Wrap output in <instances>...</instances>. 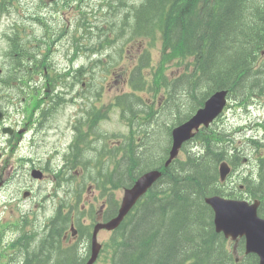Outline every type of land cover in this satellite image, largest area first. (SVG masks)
<instances>
[{"label": "flooded vegetation", "instance_id": "obj_1", "mask_svg": "<svg viewBox=\"0 0 264 264\" xmlns=\"http://www.w3.org/2000/svg\"><path fill=\"white\" fill-rule=\"evenodd\" d=\"M92 2L96 7L93 10L96 15L87 21V26H83L81 22L84 16L91 13L84 5L88 6ZM126 3L133 5L131 0H126ZM43 5L52 7L62 18H68L64 27L63 19H56L57 28L54 30L45 24L43 17L37 14ZM116 13L118 17H115ZM130 24L131 13L121 8L118 0H0V87L22 84L45 87L51 92L49 96H27L29 113L32 114L29 127L19 128L14 120L3 119V115L0 117V178L3 173L8 174L18 163L19 156L26 151L31 155L32 163H50L53 160L59 168L66 169L78 167L82 162L92 166L83 153V149H90L94 151L96 168L103 167L101 163L104 159L115 162L111 170H115L119 176H127L130 169L134 170L147 162H150L152 168L162 167L161 141L158 142V148L157 143L154 148L152 139L162 131L163 116L169 117L172 114L178 87L171 82L153 89L148 81L137 79L135 72L140 71L145 64L146 49L143 46L145 44L139 41L142 35L126 31ZM28 25L32 28L38 25L44 32L52 30L60 34L61 39L67 40L65 46L55 52L61 66L51 61L52 50L47 49V53L38 59L34 53H41V49H34V53H30L24 47V43H29L23 37ZM116 36L121 40L118 45L121 52L115 51ZM35 40L32 38V41ZM45 43L44 40L40 41V44ZM20 49L26 51V59L38 70L31 76H8L5 63ZM115 75L121 80H115ZM18 107L19 102L15 96L0 101V110H18ZM115 116L121 118L119 123L125 133L114 137L115 134L97 131L100 123L109 122ZM122 138L123 142L117 141L116 149L107 155L99 154L96 147L84 146L87 143H106ZM20 148H25L21 154ZM137 161L140 162L136 165ZM259 168L256 164L254 178L258 183L254 185L263 184L257 187L256 198L249 200L250 203L258 202V214L264 217V197L260 193L264 190V176H261ZM63 172L55 170L53 173L57 177ZM252 172L253 167L247 170L248 174ZM131 173L130 170L128 179ZM103 179L100 177L97 180ZM134 180L120 188L130 187ZM109 181H114V177L108 178V184ZM157 186H162L160 179L146 194ZM113 212L114 204L105 202L99 210V218L108 219ZM92 221L93 218L89 224ZM13 227L0 221V264H28L35 248L38 253L45 248L42 244L33 246L34 238L50 241L55 234L50 227L42 231ZM75 231L77 237L78 232ZM85 233L89 234L88 229H85Z\"/></svg>", "mask_w": 264, "mask_h": 264}, {"label": "trees", "instance_id": "obj_2", "mask_svg": "<svg viewBox=\"0 0 264 264\" xmlns=\"http://www.w3.org/2000/svg\"><path fill=\"white\" fill-rule=\"evenodd\" d=\"M136 18L145 20L144 25L169 27L163 43L177 51V64L192 56L194 72L187 79L195 86L193 111L216 90L239 100L264 97V0H146ZM194 141V152L177 159L160 180L162 186L140 201L115 232L109 264H230L203 200L234 192L219 182L217 166L238 159L227 155L222 132L206 130ZM263 164L258 161V166ZM142 166L137 173L156 169L150 162ZM136 169H130V179V170L127 178H116L120 180L114 188L129 185ZM115 172L107 169L106 175ZM245 183L246 191L256 197L258 186ZM261 193L264 197V190ZM255 260L246 259V264Z\"/></svg>", "mask_w": 264, "mask_h": 264}, {"label": "rangeland", "instance_id": "obj_3", "mask_svg": "<svg viewBox=\"0 0 264 264\" xmlns=\"http://www.w3.org/2000/svg\"><path fill=\"white\" fill-rule=\"evenodd\" d=\"M139 1L140 4L138 5H131L129 6L126 3L125 7H121L124 9H127L130 11V13L136 17L135 13L137 10H139L146 0H135ZM49 9L53 13H46L45 11L42 12V15H44V18L50 22V24L55 25L56 19L60 20L63 19L65 21V18H62L60 14L56 13L53 11L52 7H49ZM68 10V9H66ZM69 11V10H68ZM125 11V10H124ZM122 14V13H121ZM119 14H117L115 17H118ZM13 19V18H12ZM14 22V20L11 22V24ZM64 23V22H63ZM81 24L83 26H87L88 22L84 19L82 20ZM63 26V25H62ZM57 28V26L55 25ZM23 37H25L24 41H32V38L37 39L35 41H32V43L36 44L34 46V49H41V50H46L45 46L48 47V49L52 50L51 54V61L54 62L57 66H61L62 63H60L58 55L55 53L56 49H60L65 46L66 42L61 40V35L55 33L52 30H49L48 32H44L40 26L36 25L35 28L30 27L29 25L26 26L25 32ZM44 40L46 43L45 44H40V41ZM44 45V46H42ZM28 48H31L30 46H27ZM117 48V45L115 46ZM152 60L153 62L157 59L158 57V51L157 49H151L150 50ZM39 58L41 55L38 56ZM6 65V63H5ZM173 69L172 68H167L163 70L162 72H156V77L155 75H151L148 79V85H150L153 89H157L159 86H163L165 84L164 79H167V76L171 73ZM190 84L185 83L182 87H180V90L178 89V94H177V99H176V105L172 109V114L169 115L167 124L169 126L174 125L175 123L183 120L185 117H187L193 110L194 108V103L191 100L190 97L186 96V90L190 89ZM56 89L55 91H57ZM98 132H105L108 135L110 134H115L117 137L120 134L125 133L123 130V127L120 125V123L114 118L110 122H102L98 126L97 129ZM209 132L212 131H219L224 134L225 140H229L233 142L234 145H231L232 150L235 147H239L240 150L242 151V157L247 158L248 162L244 165H241L236 168L235 171H238L240 169H244L246 166L248 170H250L253 167V170H255V165L254 161L256 158L261 155L260 152L262 149H264V142H259L263 140L264 137V98H260L257 96H253L249 99H245L243 101H240L233 96H230L228 100V104L226 108L224 109V112L222 115L214 121V123L210 126L208 129ZM204 132H200V135H202ZM123 139H118L115 141H109L106 143H87L84 146H93L97 148V152L99 154L104 155V153L107 155L108 152L115 150L116 149V144L117 141L123 142ZM256 140L257 143L259 144V151L256 146H254L250 140ZM161 141L162 145V151L163 154L165 153L168 145H169V136L167 129L162 130L159 134H157L155 137L152 139V145L154 148H156V143H157V148H158V142ZM194 139L190 140L187 142L180 150V155L179 157H183L185 153L189 150V148L194 147ZM109 148V150H106ZM83 153L85 155V159L92 164V166H86L84 162L80 164L79 167L76 169H72L68 171L70 174L74 176L73 180H76L78 182H82L79 185L73 184L71 182H68L67 179H65V186L67 189L75 191L77 195L80 196V199L78 201V204H83L84 209H79L82 213L88 212L87 210H93L96 215H98V210L103 201L105 199H113L110 204L115 202L118 204L121 200L122 197V190L117 188L110 190L111 186L108 183H103V180H97L95 178L96 176V167L97 166L96 161L94 160V151L90 149H83ZM228 150H231V148H228ZM139 162V161H138ZM160 164V163H159ZM103 167H100L103 169V175L108 176V178L115 177L117 178L118 176L115 174V176L112 175V173L106 175V170L114 168L115 162H109L106 159L103 160L101 163ZM158 168V167H157ZM144 167H141V170H143ZM81 170H83V175H81ZM137 171H140V167L136 169ZM238 175L237 179L240 178V174L235 173ZM26 171L19 173L20 178L25 179ZM65 175V172L62 175H58L60 181H63V176ZM234 174H232L233 176ZM93 177V182H89L88 178ZM127 176H122L120 179H125ZM116 179V180H120ZM92 185V194L95 193L94 195L97 196V199H93V195L89 193V185ZM101 184L105 185V187L102 186ZM97 189L94 190V187ZM77 187H82V189H79L77 192ZM91 214V213H89ZM77 216V213L75 212L74 217ZM91 215H86V219L90 218ZM83 220V219H82ZM37 223L40 224L41 218L38 216L36 219ZM77 221V220H76ZM81 221V220H80ZM113 234L106 233V232H101L98 236V241L103 245V250L100 256V260L98 264H107V259L105 258L106 254L110 252V250L115 247ZM118 243H121L120 239L118 238ZM35 258H38V261H40L42 264L47 262L46 260L36 256ZM47 264V263H45Z\"/></svg>", "mask_w": 264, "mask_h": 264}, {"label": "water", "instance_id": "obj_4", "mask_svg": "<svg viewBox=\"0 0 264 264\" xmlns=\"http://www.w3.org/2000/svg\"><path fill=\"white\" fill-rule=\"evenodd\" d=\"M225 94V91L217 92L206 101L204 107L199 109L188 122L173 130V146L170 150V158L176 155L182 142L192 136L191 130L193 128H197L199 124L207 125L220 113L225 103ZM228 172L229 168L225 163L219 166L221 180ZM158 176L157 172L143 174L130 189L125 190L118 215L105 224L94 226L91 238L92 251L85 264H93L98 255L100 245L96 242L97 231L100 228H116L130 207ZM204 202L212 210V222L215 232L223 234L226 238L230 237L232 240L237 236L243 237L245 254H254L258 258V264H264V220L257 216L256 206L249 205L245 201L224 199L219 196L207 197Z\"/></svg>", "mask_w": 264, "mask_h": 264}, {"label": "bare ground", "instance_id": "obj_5", "mask_svg": "<svg viewBox=\"0 0 264 264\" xmlns=\"http://www.w3.org/2000/svg\"><path fill=\"white\" fill-rule=\"evenodd\" d=\"M119 1V3H120V5H121V7H125L126 6V2L124 1V0H118ZM116 15H117V13H116ZM135 15H136V13H135ZM144 23H145V20H140V19H137L136 17H134L132 14H131V24H134V25H137V26H142V25H144ZM261 161V160H260ZM259 161V162H260ZM256 164L258 165V162H256ZM173 166H174V164H173ZM173 166H171L170 168H172ZM258 167H260L258 170H260L261 171V176L263 175L264 176V164L263 165H261V166H258ZM96 169V176H95V178L96 179H99L100 177H104V179H103V183H108V176H105V175H103V169H101L100 167L99 168H95ZM123 170V169H122ZM152 170H149V171H146V172H144V174L145 173H148V172H151ZM141 174H143V173H141ZM166 174V173H165ZM165 174H164V176H165ZM117 176H119V174L117 173L116 174ZM135 175H139V173H137V174H135ZM164 178V177H163ZM260 179V178H259ZM261 179H262V177H261ZM260 179V180H261ZM238 181H242V179H240V178H238L237 179ZM264 179H262V181H263ZM164 183V182H163ZM262 183V182H261ZM109 184H110V186L111 187H116L115 185H116V178L114 177V181H109ZM102 186L103 187H105V185H103V184H101V188H102ZM258 188H259V184H258ZM261 193V192H260ZM262 194V193H261ZM129 216V215H128ZM124 222H125V220H124ZM184 246V245H183ZM233 248H234V244H233ZM195 249V248H194ZM190 250V249H189ZM245 256V255H244ZM246 257V256H245ZM236 263H238L239 261H235Z\"/></svg>", "mask_w": 264, "mask_h": 264}]
</instances>
